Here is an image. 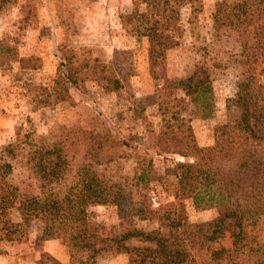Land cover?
I'll return each instance as SVG.
<instances>
[{
    "label": "rangeland",
    "instance_id": "obj_1",
    "mask_svg": "<svg viewBox=\"0 0 264 264\" xmlns=\"http://www.w3.org/2000/svg\"><path fill=\"white\" fill-rule=\"evenodd\" d=\"M135 0H0V148L29 134L31 143L19 157L6 161L9 184L21 193L56 195L62 185L47 187L38 171L40 143L59 145L75 158L65 181L76 178L104 180L116 193V204L95 198L88 206L89 219L100 234H113L136 227L150 232L158 227L159 216L173 211L177 188L176 168L189 162L177 154H162L155 138L172 114L179 112L188 121L200 147L213 145L214 130L235 115L228 101L237 93V84L248 75L242 53L244 39L239 29L214 24L215 5L221 0H188L181 8L184 33L177 48L164 58L166 79L192 75L207 68L211 77L214 107L208 119L193 112L190 98L178 90L161 89L165 79L155 80L149 70L148 42L124 29L122 17L133 10ZM231 15L229 11L228 16ZM32 58L35 68L20 69V58ZM71 60L85 67L94 60L114 62L119 74L129 78L126 89L104 93L93 81L81 84L83 96L71 91L74 105L55 102L51 95L58 64ZM254 81L264 87V61L254 73ZM264 93V89H263ZM253 120L264 124V94L252 102ZM104 130L127 145L110 149L109 164L85 161L84 147L70 149L77 136L99 142ZM34 144L36 146H34ZM143 175L144 182L140 183ZM148 176V177H146ZM147 181V182H146ZM190 223L214 220L216 207L195 209L183 203ZM156 211L146 218L141 207ZM13 222H20L16 209ZM42 224L34 220L24 236L0 243V264H67L69 252L62 239H43ZM228 247V243L222 244ZM88 264H128L125 254L105 252Z\"/></svg>",
    "mask_w": 264,
    "mask_h": 264
},
{
    "label": "trees",
    "instance_id": "obj_2",
    "mask_svg": "<svg viewBox=\"0 0 264 264\" xmlns=\"http://www.w3.org/2000/svg\"><path fill=\"white\" fill-rule=\"evenodd\" d=\"M188 0H135L133 10L122 17L130 35L148 42L151 76L165 79L161 89H175L190 98L193 112L202 119L211 116L213 89L207 68H199L186 78L166 79L164 58L168 50L177 48L184 33L181 8ZM229 11L231 15L228 16ZM214 24L239 29L244 39L241 63L248 65V75L237 84V93L228 101L237 112L214 130L213 145L200 147L188 121L179 112L173 122L165 124L155 138L162 154L191 158L175 165L177 188L173 211L159 216L158 227L146 232L136 227L113 234H100L90 222L88 206L95 198L116 204V193L104 180L76 178L65 183L75 158L68 148L40 143L37 168L44 185L61 186L56 195H28L8 183L6 161L16 159L31 143L30 135L19 137L0 148V243L16 241L24 236L34 220L42 224V238L62 239L70 254L67 264H88L101 253L125 254L128 264H264V124L253 120L252 102L263 96L255 79V69L264 61V0H221L215 5ZM32 58H20V69ZM254 77V78H253ZM96 83L104 93L127 88L129 78L119 74L115 63L94 60L85 67L71 60L58 64L51 95L55 102L74 105L72 90L83 96L81 84ZM99 142L77 136L70 149L84 147V160L97 165L109 164L110 149L127 143L104 130ZM34 146H36L34 144ZM148 177V176H146ZM143 183V175L140 177ZM147 182V181H146ZM190 201L195 209L216 207L218 216L206 223H190L183 203ZM16 209L20 222H13L10 210ZM140 215L155 219L156 211L144 206ZM228 243V247L222 244ZM55 264H62L57 263Z\"/></svg>",
    "mask_w": 264,
    "mask_h": 264
}]
</instances>
